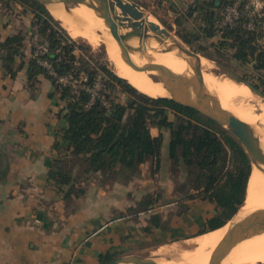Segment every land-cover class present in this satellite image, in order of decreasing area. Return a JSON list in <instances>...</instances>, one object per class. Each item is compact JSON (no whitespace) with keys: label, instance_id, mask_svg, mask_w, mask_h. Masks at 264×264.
Listing matches in <instances>:
<instances>
[{"label":"trees","instance_id":"1","mask_svg":"<svg viewBox=\"0 0 264 264\" xmlns=\"http://www.w3.org/2000/svg\"><path fill=\"white\" fill-rule=\"evenodd\" d=\"M158 3L162 5L163 0ZM230 3L189 0L180 8L173 7L176 33L233 80H248L264 93V11L255 17L254 29L245 26L246 16L224 25L222 14ZM17 6L32 15L31 24L0 44V60L5 75L12 79L25 70V87L32 98L48 81V96L65 104L58 116L67 124L56 131L53 147L57 155L48 180L67 206L84 197L86 186L94 179L102 186L126 184L140 177L141 166L149 161L151 174L159 173L166 131L170 173L184 168L192 183L191 191L163 204L159 203L161 193H146L126 214L133 218L147 215L148 231L165 230L169 219L157 206L175 202L180 206V215L189 211L190 203L207 200L215 204V211L197 235L220 228L235 216L246 199L253 168L244 147L229 131L190 106L139 90L115 71L108 58L72 37L40 1L0 0L5 14ZM243 6L244 2L241 10ZM35 33L48 42L43 54L36 53ZM28 42L30 57L26 55ZM41 60L51 64L52 69ZM237 68L243 69L242 76L234 72ZM61 77H69L68 82L61 81ZM154 128L159 130L157 135L152 133ZM8 173V160L0 159V185L6 182ZM108 259V255L102 257L103 262Z\"/></svg>","mask_w":264,"mask_h":264},{"label":"crops","instance_id":"2","mask_svg":"<svg viewBox=\"0 0 264 264\" xmlns=\"http://www.w3.org/2000/svg\"><path fill=\"white\" fill-rule=\"evenodd\" d=\"M4 11L0 8V44L27 29L32 16L19 6L9 14ZM26 55L31 56L30 42ZM25 84V70L12 79L5 75L0 60V159L9 164L7 180L0 185V264H101L104 255L139 253L198 236L215 211V204L207 200L190 203L189 211L180 215L175 202L157 206L169 219L165 230L148 231L147 215L126 214L137 205L141 176L112 186L94 179L86 186V195L67 206L48 180L57 155L56 131L67 124L58 116L65 104L48 96V81L35 98ZM152 133L157 135L159 130L154 128ZM165 137L161 171L170 174L166 131ZM142 166L149 169L152 163Z\"/></svg>","mask_w":264,"mask_h":264},{"label":"bare ground","instance_id":"3","mask_svg":"<svg viewBox=\"0 0 264 264\" xmlns=\"http://www.w3.org/2000/svg\"><path fill=\"white\" fill-rule=\"evenodd\" d=\"M48 9L72 37L85 38L91 44H102L115 71L142 92L153 97L180 96L175 84L172 85L168 80L155 81L150 75L160 74L156 70L157 65L184 74L186 61L171 53H158L153 50L129 53L126 41L119 31L112 29L105 17H110L109 13L99 0H87L70 10L62 3L51 4ZM148 27L152 29L151 25ZM129 43L138 45V41ZM206 60L202 57V65ZM146 65H153L154 70H144ZM204 77L208 87L218 95L222 106L253 127L264 150V99L255 95L247 85L230 78H221L208 71L204 72ZM238 97L243 100V104L234 103V99ZM247 101L254 102L255 106L247 105ZM261 209H264V172L254 165L246 199L233 220L220 228L196 236L195 243L188 248L169 250L160 248V245L159 251L155 250L156 254L151 258L154 263L148 261L147 264H210L213 253L217 264L264 263V232L242 240L233 248L216 249L229 228L237 221L254 230L263 229V217L259 213Z\"/></svg>","mask_w":264,"mask_h":264},{"label":"water","instance_id":"4","mask_svg":"<svg viewBox=\"0 0 264 264\" xmlns=\"http://www.w3.org/2000/svg\"><path fill=\"white\" fill-rule=\"evenodd\" d=\"M47 8L51 4L62 3L70 10L73 6L85 3L87 0H38ZM93 0H91L92 2ZM109 13L106 19L112 29L119 31L127 43L129 53H144L153 50L158 53H171L175 57L186 61V73L178 74L168 68L157 65L158 75H150L155 81L166 82L167 80L178 88L180 96L165 97L186 106H190L203 115L216 121L219 125L229 131L244 147L248 154L252 168L259 167L264 172V150L262 149L260 138L255 134L253 127L246 121L240 119L229 110L225 109L218 95L211 90L204 77L202 68V55L192 49L187 43L175 37L172 32L159 21L152 18L151 13L136 0H99ZM151 25V30L149 29ZM131 41H138V45L133 46ZM144 70H154L153 65H146ZM247 85L251 91L264 99V93L255 87L248 80L237 81ZM264 224V209L259 210ZM237 214V213H236ZM235 214V215H236ZM234 217V216H233ZM233 219V218H232ZM264 232L254 230L245 223L238 221L233 223L226 235L216 247V249L233 248L242 240L253 235ZM215 249V250H216ZM151 255H141L130 253L110 258L101 264H147L154 263ZM210 264H217L212 255ZM259 264H263L259 262Z\"/></svg>","mask_w":264,"mask_h":264},{"label":"rangeland","instance_id":"5","mask_svg":"<svg viewBox=\"0 0 264 264\" xmlns=\"http://www.w3.org/2000/svg\"><path fill=\"white\" fill-rule=\"evenodd\" d=\"M141 1H144L145 3H147L146 4L147 6L144 4L143 6H145V8H147V10L151 13L152 18L159 21L162 25L167 27L172 32V34L175 35V37L182 40L176 33L177 26L174 22L176 14L173 11L174 10L173 7L180 8L184 3H188L189 0H163L162 5L158 3V1L160 0H141ZM170 1L172 3H170ZM76 39H78L82 43L90 45L92 49L95 51V53L98 54L100 57L108 58L106 49L102 44H91L88 40L82 37H78ZM205 63L204 65H202L204 72L208 71V73H213V74L215 73V75L218 77L232 79L229 74L223 71L222 67H219L213 61L207 59ZM212 70L214 72H212ZM234 72L242 76L243 69L237 68V70H235ZM234 103L243 104L244 102L240 97H238L234 99ZM246 104L250 106H255V103L250 102V101H247ZM138 181H139L138 182V201L150 190H152L154 193L156 192L161 193L162 194L161 201L181 198L183 195H186L188 192H190L191 187H192L191 185L192 183L187 178L186 170L184 168H181V170L176 174H173V173L167 174L163 171H160L157 177L151 174V166L149 169L147 166L146 167L142 166L141 167V177ZM151 181L153 182V184H151ZM231 220H229V222ZM194 243H195V238L178 239V241H172V242L165 244L164 246L161 245V247L160 246L158 247L172 250L176 248H188L192 246ZM168 244L170 248L169 247L167 248ZM158 247L154 245V247H151L148 250L140 251L139 254L146 255V256L151 255L153 257V254H156V252L159 251ZM155 250L156 252H154ZM166 258H168V256Z\"/></svg>","mask_w":264,"mask_h":264},{"label":"built area","instance_id":"6","mask_svg":"<svg viewBox=\"0 0 264 264\" xmlns=\"http://www.w3.org/2000/svg\"><path fill=\"white\" fill-rule=\"evenodd\" d=\"M231 3L226 7L223 12L222 23L228 25L233 23L241 16H246L247 21L245 26L249 29L256 28L255 17L262 15L264 11V0H230ZM244 2L243 10L240 9L241 3ZM261 42L264 44V20L261 23ZM33 43L37 48V54H43L48 50V42L42 41L41 37L35 33L33 37ZM42 64L52 69L51 64L45 60L40 61ZM52 71V70H51ZM61 81L68 82L69 77H61ZM96 94V90H93V95Z\"/></svg>","mask_w":264,"mask_h":264},{"label":"flooded vegetation","instance_id":"7","mask_svg":"<svg viewBox=\"0 0 264 264\" xmlns=\"http://www.w3.org/2000/svg\"><path fill=\"white\" fill-rule=\"evenodd\" d=\"M172 200H174V199H169V200H167V201H163V202H168V201H172Z\"/></svg>","mask_w":264,"mask_h":264}]
</instances>
